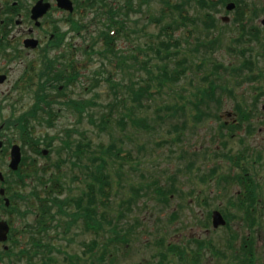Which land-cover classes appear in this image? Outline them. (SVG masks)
Wrapping results in <instances>:
<instances>
[{
    "label": "rangeland",
    "instance_id": "rangeland-1",
    "mask_svg": "<svg viewBox=\"0 0 264 264\" xmlns=\"http://www.w3.org/2000/svg\"><path fill=\"white\" fill-rule=\"evenodd\" d=\"M127 1L121 0L116 7L120 14L114 17L102 13L108 6L99 8L100 16L95 7H87L86 30L73 39L76 50L70 45L62 47L67 53L57 67L60 62L73 63L77 76L67 84L55 80L63 85L59 102L54 103L58 111L54 125L45 121V110L28 121L25 136L30 132L43 139L40 145L24 140L19 116L33 107L41 92L39 83L47 77L41 66L28 70L22 64L15 72L24 78L20 87L9 91L6 114L10 137L23 146L26 157L22 185L17 186L19 179L10 174L13 189L22 190L25 196L22 209L15 214V229L24 233L18 244L10 246L15 263L43 264V255L49 253L57 258V264H70L71 260L76 264H228L243 254L249 237L264 239V227L258 225H264V1L241 0L235 8L227 9L223 1L129 0L128 15ZM210 16L213 22L205 24ZM223 16L228 20L223 21ZM181 18L185 23L172 28L178 41L172 49L177 54L170 57L159 45L160 53L151 49L156 41L168 38L161 32L162 26ZM245 18L249 23L245 24ZM116 25L118 30L112 33L124 58L101 53L105 44L98 36L110 34ZM251 25L258 26L257 34L249 30ZM61 51L53 54L60 56ZM178 58H184L187 68L178 81L161 87L159 65L171 62V71ZM254 69L263 75L252 77ZM107 76L118 82L117 92ZM146 81H151L150 93L139 98L135 90ZM211 88L215 96H211ZM45 90L56 94L60 89L47 82ZM71 98L84 102L82 114L60 102ZM105 114L108 123L102 122ZM237 119L241 124L233 125ZM68 129L73 150L63 141ZM79 140L87 146L81 154L74 151ZM111 142L117 148L115 153L103 150ZM41 147L49 149L48 153L38 152ZM123 153L127 155L122 157ZM95 156L109 162V198L96 209L107 217L102 227L87 228L85 216L59 214L58 205H54V224L42 232L39 218L41 198L48 195L45 182H59L53 195L62 200L81 196L90 181V177L86 180V164L99 161ZM34 165L38 171L26 177V170ZM92 182L99 184L96 179ZM253 183L258 184L259 203L251 206L246 194ZM239 197L243 201L239 202ZM242 205L256 210L259 221L252 229L243 215L232 217L230 227L215 228L212 218L209 220V213L219 209L229 221L225 208L243 214ZM77 209L74 203L68 205L69 213ZM252 217L249 215V220ZM93 239L99 241L98 248L86 252L84 243ZM40 240L52 244L51 248L42 251L37 246ZM228 240L235 244V252L227 246ZM198 242L204 245L198 248ZM102 244L113 253L111 260L99 259L105 248ZM174 244L179 245L178 251ZM214 244L224 257L210 247Z\"/></svg>",
    "mask_w": 264,
    "mask_h": 264
},
{
    "label": "flooded vegetation",
    "instance_id": "flooded-vegetation-1",
    "mask_svg": "<svg viewBox=\"0 0 264 264\" xmlns=\"http://www.w3.org/2000/svg\"><path fill=\"white\" fill-rule=\"evenodd\" d=\"M221 1L227 9L235 8L239 2H243L212 0V3ZM120 2L121 0H0V264H13L11 243L13 246L18 244L24 233L21 229H15V214L22 209L21 203L25 196L22 190L13 189V183L10 182V174L14 173L19 179L16 180V185H22V173L10 170L12 147L20 143L10 137L6 114L9 91L13 87H20L24 78V74L15 75V72L22 64L28 70H36L41 66V70L51 72L54 77L57 68L70 70V62H60L59 67L57 63L66 56L67 51L62 50L64 45H70L71 49L76 50L77 44L73 43V39L81 37L86 30V7H95L98 13L101 6H108L102 13L117 15L120 12L116 7H119ZM210 18L213 22L214 19ZM227 20L228 16H223V21ZM243 21L245 24L249 23L247 18ZM262 23L264 25V18ZM248 28L254 32L252 34L258 33V26L251 25ZM57 50H62L60 56L53 54ZM67 75L70 76L69 72ZM6 225H10L7 233ZM263 227L264 225L261 226ZM248 240L242 248L241 263L233 259L229 263L264 264V239Z\"/></svg>",
    "mask_w": 264,
    "mask_h": 264
},
{
    "label": "trees",
    "instance_id": "trees-1",
    "mask_svg": "<svg viewBox=\"0 0 264 264\" xmlns=\"http://www.w3.org/2000/svg\"><path fill=\"white\" fill-rule=\"evenodd\" d=\"M126 3H128V1ZM125 6L128 8L127 5H125ZM172 6L177 8V9H181V6H177V5H174V4H172ZM127 8H126V11H127V15H128L129 11H128ZM129 8H130V6H129ZM99 13H101V12H98L97 15L100 16ZM111 17H114V13H112ZM116 22L117 21H114V23H116ZM176 23L179 24L180 21L176 20V22L174 21V22L165 23L162 26L161 32L167 34L168 38L160 39V40L156 41V43L153 44L152 47L150 46V48L153 49L154 51H156L157 53H160L159 49H161L163 47V48H165V50H163V52H165L167 55L170 54V57L173 54H177L176 52H178V51L172 49L173 45H178V41H177V39H174L173 32H172L174 30L172 28H175V29L177 28V26L175 25ZM110 30H111V28H110ZM101 35L103 36L101 39L104 41V44H105V47H104L103 50H101V53H103V55H107V57H109V58L112 55L113 56H118V54H120V56L122 58H124V56L121 55L119 49L116 46V39H115L116 36L112 35L111 33L110 34L102 33ZM158 45L161 48L160 47H156ZM173 51H175V52H173ZM125 62H126V59L123 61V63H125ZM170 63L171 62L166 63V64H164L162 66L159 65V68H161V73H160V76H159L158 79H160L159 85L161 87H163L166 82L167 83H171V81H178L180 75L187 68L185 60L182 59V58L181 59L180 58L176 59L177 65L171 71L168 68V65H170ZM116 64H118V63H116ZM148 70L150 72L153 71L151 69H148ZM73 71H75V69H73ZM66 72L67 71L64 69L62 73H64L65 77L68 79L69 77H67ZM251 75H252V73H251ZM253 75H252V77L256 78L259 75H263V73L261 74L260 70L254 69V74ZM105 78H106L107 81L111 82L112 87H114L115 92H117V84H118V82L116 80H114V78L112 76H107ZM68 80H70V79H68ZM150 84H151V81L150 82L146 81L145 84H140L138 86V88L135 90L136 95L139 98H141V97H143L144 95L147 94L146 92L150 93L149 92ZM43 86L45 87V83L44 82L42 83L41 87L43 88ZM131 87H132V85H131ZM214 91L215 90H212V88L209 91V92H212L211 96H215L216 91L215 92ZM205 93H207V91H205ZM117 99H120L118 95H117ZM68 105L70 107L74 108V109H78L80 112L83 110L84 106H86L83 101L77 102L76 100L68 101ZM50 106H51V104H50ZM46 112L49 113V116H46V120L45 121H48L49 124L52 125L53 124V121H52L53 109L51 108V109H49ZM105 116L106 117L102 118V122L108 123V121H109L108 117L109 116L106 115V114H105ZM120 119H122V118H120ZM21 120H23L22 127L27 132L28 121L30 120V117H24V118H21ZM224 125L226 126V124H224ZM233 125H237V124H233ZM235 127H238V126H234L233 128H235ZM29 133L30 132L27 133V137L26 138L27 139H33V141L37 143L38 140H36L34 138V136L30 135ZM68 135H69L68 136L69 138L67 139V141H66L67 143L66 144H67L68 147H70L73 150L72 145L74 144V142H72V140H73L72 138H71L72 140L70 139V137H71L70 134H68ZM76 142H77L76 143V149L74 151L78 150L79 153L81 154L82 152L85 151V149L87 150V146H86V143H84V141L79 140V141H76ZM113 143L114 142H111L109 144H105L106 147L103 150H105L107 152L109 150L110 153L111 152L115 153L117 148L115 147V143L114 144ZM117 155H120V152H118ZM125 155H127V154L123 153L122 157H125ZM100 157H101V159L98 156H95V160L98 159L99 161H97V162L93 161L91 164H86V180H87V177H90V181L88 182V188L83 192V194L81 196H79L77 198L70 197L69 201L67 200V198H65V200H62L59 196H54L53 195V193L55 192V189L58 188L59 182L54 181L53 184L52 183L48 184V182H45V184L47 185V186L46 185L45 186H46V190H47L46 192L48 193V195L45 198H41L40 209H41L42 215L39 218V223H40L42 232H43V230H45V228H48V226H51V225L54 224V218L53 217L55 216V212L52 211V208H53L54 205L55 206L58 205V213L59 214L79 213V215L81 217L85 216L86 217V222H84V223H85V226L87 228L91 227V229L93 228L95 230V228H98V227H96V225H99V228L102 227V220L106 219L107 217L105 216V214H102L100 216V213L96 209H97L98 205L101 202H103V203L107 202V199L109 198V195H108L107 192H108V186H109V183H110V179H109V173L107 172V166H108L109 162H108V160L104 159L102 156H100ZM32 171L36 172L37 168L33 169ZM32 171H27L26 175L32 174ZM234 177L236 179H238L236 176H234ZM95 179L98 181V183H99L98 185H95L92 182ZM257 186L258 185L255 184V183H253V185H250L249 187H251V191L246 194L247 200L249 201V203H247V204H250L251 206H253L254 203L258 202V200H257L258 199V195H257V192H256ZM163 191H164V194L168 196V192H166V190H163ZM100 195H102V196L100 197ZM238 199H239V202H240V200L243 201L242 198H240V197ZM72 203H74L77 206L78 209L76 211H74L73 213H69L68 212V205L72 204ZM105 204H107V203H105ZM238 204L239 203H237L235 205L237 206ZM246 207H247V209L244 207V205H242L241 208H245V211H244L245 213L248 212V216H247V218L245 216V218L247 219V221H250L249 220V215L251 216L254 212L252 211V208H250L249 205H247ZM78 211H80V212H78ZM231 215H235L236 217H240L238 214H233V213L229 212V217ZM73 219L75 220V217H73ZM254 221H255V217L253 215V217L251 219V223H255ZM91 224H94V225L90 226ZM96 231L98 232L99 230L97 229ZM115 238H116V236H115ZM40 241H41V243L40 244L38 243L37 246H40L42 251L44 249L51 248L52 244H50V243L45 244L42 240H40ZM99 244L100 243H99V241L97 239H93L90 242H85L84 245L86 247H85L84 250H86V252L88 250H94V249L98 248ZM100 246L101 247H105V248L102 249L103 250L102 253L98 254L99 255V259L102 260V259H105V258L109 257V259L111 260L112 259L111 256H112L113 253L112 252H108V248H107L106 244H102ZM30 251L24 249V252H26V253L29 252V253L33 254V251H31V252ZM49 260L53 261V262L50 263ZM42 261L45 264H57V262H58L57 258L52 256L49 253L43 255ZM31 262H33V260L29 261V263H31ZM70 264H76V263H75V261L71 260ZM91 264H96V262L94 261Z\"/></svg>",
    "mask_w": 264,
    "mask_h": 264
},
{
    "label": "water",
    "instance_id": "water-1",
    "mask_svg": "<svg viewBox=\"0 0 264 264\" xmlns=\"http://www.w3.org/2000/svg\"><path fill=\"white\" fill-rule=\"evenodd\" d=\"M21 157H22V154H21L20 146L14 145L13 149H12V161L10 163L12 168H15V169L18 168ZM0 177H2L1 172H0ZM213 217H214V224L216 226L219 224H225L226 223V220H225L223 214L219 210H215L213 212ZM5 228H6V233H7V231L9 230V226L6 225Z\"/></svg>",
    "mask_w": 264,
    "mask_h": 264
}]
</instances>
